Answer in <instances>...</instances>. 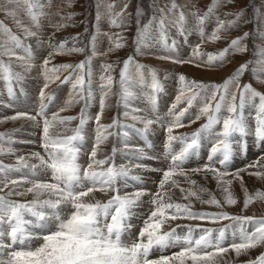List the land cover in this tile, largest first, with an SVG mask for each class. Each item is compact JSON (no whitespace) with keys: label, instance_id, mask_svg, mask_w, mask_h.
I'll list each match as a JSON object with an SVG mask.
<instances>
[{"label":"snow or ice","instance_id":"6c2138e0","mask_svg":"<svg viewBox=\"0 0 264 264\" xmlns=\"http://www.w3.org/2000/svg\"><path fill=\"white\" fill-rule=\"evenodd\" d=\"M19 3L20 0H8V3ZM26 6L27 15L29 16L35 28L40 29V17L45 15L40 0H23ZM51 0H49V5ZM222 3L231 4L233 0H212L206 7L203 15H200L199 9L194 5L192 15L196 18L195 31L199 33L202 40L205 38V23L215 15L216 26L207 37L209 41L215 42L222 39L221 32L231 28H236L241 22L248 23L243 20V10L237 12H225V16H232L233 19L221 20L216 15L217 9ZM70 6V5H69ZM112 5H109L111 12ZM153 16L143 28L138 29L135 43L136 51L143 55H148L143 51L144 47H148L149 41L155 39L152 36L153 23L156 24V31L159 38L164 41L167 48V24L170 23L181 35H185V25L187 17L183 11V6L177 5L175 0H170L168 5L157 9L153 4ZM127 9V4L124 5ZM179 9L178 18L169 20V16ZM5 15L15 18L14 9L5 8ZM137 16L142 12L137 8ZM159 12L157 18L156 12ZM59 15V13H57ZM73 14H68L66 19H71ZM99 19V13L97 15ZM17 26L22 27L25 36L37 37V32L32 31L27 26L22 25L21 21H16ZM127 19L124 16V10L115 13L110 19V24L116 27L126 25ZM137 23L139 21L137 20ZM68 26L66 23H57L53 27L59 31L62 27ZM0 32H3L8 40L4 44H0L3 48V55L9 57L15 55L13 48H20L26 54L29 60L34 58V53L30 46L24 45L19 36L12 33L3 21H0ZM264 36V33H260ZM249 36L245 32L243 36L232 39L228 47L220 50L216 54L208 53L207 59L197 62L193 59L183 60L174 56H159V59L170 60L175 64H194L196 67L212 68L223 67L227 62L226 57L229 53L244 52L247 50L246 45L242 43ZM73 41L79 40V35L71 38ZM186 39V36H185ZM96 37H92V55L88 56L84 61L77 64H61L53 66L49 69L48 65L51 58L56 55H71L73 53H83L82 47L73 44L68 46V41H62L59 44L51 43L49 47L52 51L48 57L44 59L42 68L45 76V88L49 83L60 80L59 73L68 71L69 74L63 78L61 83H71L73 95L78 99H70L68 106L79 102V99H90L91 91V62L96 52ZM11 43L12 47H5V44ZM37 44L40 40L37 37ZM124 45L116 42L115 48L119 49ZM175 41H173V47ZM199 46L194 49V55H203L199 51ZM114 49L110 47L109 52ZM105 55L107 53H104ZM261 63H264V48L260 49ZM24 59V57H18ZM132 58L124 61V67L120 72L121 99L127 101L133 96L129 88L132 86L131 80L127 75L129 65ZM247 61L241 64L231 76H229L223 84H205L202 81H189L184 74H179V81L185 85L181 89L180 94L176 97V103L169 110V115L173 119L167 123L166 132L167 140L165 143L164 158L169 160L166 170L149 169L143 164L134 165H117L114 158L117 148L113 146L111 155L105 156L103 159L97 158L98 152L101 150L100 145L113 135L108 129L112 127H132L136 132L147 134L150 126L160 124L165 126L164 121L157 117L156 119L147 118L145 116L133 115V120L143 123V128H135L134 125H119L118 120L114 119L112 124H101L105 104V97L108 95L113 85V77L111 75L101 76V91L103 96L100 100V112L95 116L96 135L94 143L88 154L86 166L81 163L82 151L85 149L84 128L88 122L85 110H81L78 117H57L53 115L49 121L46 117L43 122V135L40 152L32 153L30 157L20 156L17 158V165H5L0 161V193L7 190L6 195H0V264H216V257L229 252L232 249L237 256L247 253L251 249L264 246V216H230L227 212L209 213L202 211H193L190 198H195L201 203L213 204L217 207H223V204L207 188L197 185V181L191 179V173L208 174L217 181V186L222 187V191L227 195L224 203L235 205L237 200L230 191V185L233 180H240L243 187L242 172H248V168L260 167L264 168V163L257 161L245 168L237 169L234 173H229L227 168L232 162L234 149L233 143L237 142V135L241 138L249 134V120L245 116V109H248V116L254 115V135L258 142H264V93L255 89L251 83L240 84V77L249 70ZM32 65L29 64L28 68ZM87 72L85 73V68ZM106 70H111L112 65H103ZM138 69H143L144 65L137 64ZM0 71L5 74L4 78L11 81L12 73L10 65L0 59ZM254 78L264 83L257 69H251ZM261 71H264L262 69ZM151 88L154 92L163 91V85L157 78L155 69H151ZM51 73V74H50ZM19 73L15 76L19 79ZM87 75V81L85 76ZM106 80V83L104 81ZM139 82H144L143 73H139ZM229 97V88L233 86ZM11 92V88H9ZM238 94V95H237ZM43 99L45 93L41 91ZM258 98V103H257ZM202 101L199 110L194 118L189 120V125L196 123L202 117L206 118L196 131L192 133H184L182 135H174V129L184 127L183 118L189 109L195 106L197 100ZM185 101L187 107L181 109L178 113L174 110L177 104ZM238 100V103H237ZM214 102V103H213ZM154 103V101H153ZM87 104H85V108ZM223 109V111H222ZM139 109H133L138 112ZM129 113L125 112L127 116ZM38 116H44V106L41 105ZM18 116H24L27 119L36 120V116H29L27 113H19ZM17 117H12L16 119ZM79 120L78 125L71 129L72 135H62L60 133L50 132V127L56 123L66 125L73 120ZM220 125L217 130L216 126ZM68 129H65L67 131ZM0 134V143H3V136ZM124 136H128V132H124ZM205 141L211 143L208 151L207 161L201 167L185 170L183 165L190 159H199L201 148ZM173 142H179L180 148L177 151ZM11 144V141H8ZM127 147V145H125ZM150 147V145H149ZM13 153V149L9 147L7 150L0 148V154ZM136 159H159V157H148L142 148L133 150ZM125 156L128 153H124ZM36 162L30 163L29 160ZM264 161V157H261ZM219 164L221 168L215 167ZM106 166V167H105ZM133 168H142L146 171H163V178L159 181L158 190L155 193L149 192L143 187L135 188V185H143L144 180L139 174H132ZM27 171H24V170ZM223 169V170H222ZM13 173L19 174V179H12ZM259 179H264V171H255L248 173ZM175 176L185 178V182L189 184V188L185 189L180 186V181ZM231 176L232 179L225 180V177ZM130 181L134 183H130ZM30 185L24 187V185ZM165 185L168 187L166 188ZM129 187H134L132 192L125 191ZM195 187L196 190H193ZM179 188L182 193V200H189V203H181L173 200L172 189ZM245 191V199L243 208L246 210L253 197ZM209 192L210 198L201 199V194ZM96 193L104 196L111 195L106 200L96 198ZM31 194L30 201H17L9 199L11 196H27ZM150 197L145 201L144 197ZM255 199L264 200V191L257 190ZM149 203L152 207L142 221L143 226L139 228L138 233H133V219H139L140 214L137 212L144 203ZM178 219L189 220H211L216 223L221 220L244 221L252 225L253 230L248 232L241 224L239 233L232 231L231 239L227 235V229L232 225H225L220 228H206L196 226L187 227L185 234H178L175 228L164 230L165 225L171 221ZM177 227H180L177 225ZM197 228L199 229L197 233ZM227 245V246H226ZM179 248V251L173 252L171 255H160L158 258H150L153 249L164 252L169 248ZM248 264H264V252H261L255 260L248 261Z\"/></svg>","mask_w":264,"mask_h":264},{"label":"rangeland","instance_id":"374dc122","mask_svg":"<svg viewBox=\"0 0 264 264\" xmlns=\"http://www.w3.org/2000/svg\"><path fill=\"white\" fill-rule=\"evenodd\" d=\"M47 1L49 0L46 1L40 0L41 4L45 5V7L43 8V12L45 13V15L40 17L41 27L40 29H37L33 26L32 21L27 15L26 6L24 5L23 0H20L19 3H15V2L8 3V0H0V13H1L0 21H3V23L8 28L11 29L13 34L19 36L22 42L24 43V45L30 46L34 53V58L29 60L27 58V54L20 48H13L15 55L11 57H9L8 55H3L2 53L4 49L0 48V59H2L5 62V64L10 65V71L13 77L11 81H8L4 78L5 74L3 73V71H0V112H1L0 134H5L3 136V143H0V148L7 150L9 147H11L13 149V153H7V151H5L4 154H0V161H2L5 165H11V166L17 165L18 162L17 155L19 154L20 156L22 155L25 158L29 157L28 154H32L35 152H40L41 154H43V149L41 148V142L43 135V122L45 117L48 118L49 121L52 120L53 115H56L57 117L73 116L79 118L81 114V110L84 109L85 115L88 118V122L85 125L84 132L86 131L89 134V136L92 138L91 140L89 136L87 137L85 135V149L82 151L81 163L86 166L88 160V154L90 153L96 135L95 116L100 112V100L103 96V93L101 91V83H102L101 76H107V75H111L113 77V85L108 95L105 97L106 107L104 108L103 115L100 121L101 124L104 125L112 124L113 120L116 119L118 120L119 125H130V126L134 125L135 128H143L144 127L143 123L137 120H133L132 118L133 115H137V116H145L147 118H152V119H156L157 117H160L164 121L165 126H161L160 124H156V125L153 124L150 126V130L146 135L136 132L135 129L132 127L124 128L117 126V127L109 128L108 131L113 133V135L109 136L108 140L100 145L101 150L98 152L97 158L103 159L105 156L111 155V150L113 146H115L117 148V153L114 158V161L117 165H128L129 163V166H131L136 163L138 164V162L139 164H141L142 162L136 159L135 155L132 154L133 152L130 151L138 147L133 146L132 144L125 147L126 144L124 145L122 143L124 141V138L121 139V143H120L118 141V137H122L124 135V132L128 131V137L129 136L130 138L133 137L136 141H138L139 145L142 148L148 150L151 148V146L149 147V145H151L150 139H152L154 136L152 135L150 136V134L153 133L154 128L159 133V137L157 138L159 144L156 146V149H159L157 152L160 153L164 158V151H165L164 146L167 140L166 125L168 122H170L173 119V117L169 115V110L172 108V105L176 103V97L180 94L181 89L184 88L185 85L182 84L178 79V75L181 74V72L178 71L179 65L172 63L170 60H168L169 61V65H168L169 67L167 68L168 70L163 76H160L158 75V68H155V66L150 68L145 67L147 65H145V62L143 60L147 57L156 58L159 57L160 55L175 57L173 53H179L180 51L181 53V55H179L180 59L183 60H188L190 58L193 59L191 53H194L193 50L197 49V46H199L198 51L201 54L209 53L208 51H206L204 47H208L209 50L214 49L218 47V43L221 46L220 48L222 50L228 47V44L232 39H235L236 37L239 36H243L245 32H248L249 36L242 41V43L246 45L247 50L244 52H237V53L230 52L229 55L226 57L227 59L230 58V56L239 58V61H237L235 66L233 68L228 69L229 72L225 73L227 71V67H228L227 63H229V61H227L223 67H212V68L196 67L194 64H190V63H186V64L188 68H192V71L199 70L200 73L205 75L208 73L209 76L213 74L212 77L215 78L220 74L225 73L218 82V84H223V82L229 76H231L233 72L241 64L247 61H252V63L249 64V70H247L240 77L239 82L240 84L251 83L255 89H257L261 93H264V87H263L264 83H261L257 78H254L253 73L251 71L252 68H256L257 75H259L262 79H264V71H261L262 69H264V63L260 62L261 57L259 54L260 49L264 48V36L260 35V33H264V0H233V3L231 4H227V3L221 4V6L217 9V13H216V15L220 16L221 20H230L234 18L232 16H225L224 15L225 12L231 13V12H237L243 10L244 15L242 19L248 21V23L241 22L240 25L236 28H231L225 32L222 31L221 40L224 41L223 44L219 40L212 42L207 39V37L210 36L211 32L216 26L215 15L212 16L204 25L205 38L203 40L199 35V33L194 30L196 27V18L191 14L193 6L195 5L199 9L200 15H203L204 11L206 10V7L212 2V0H178L180 3L177 0H175L177 5L183 6V11L185 10L184 13L187 14L185 35H181L175 27H173L170 23L166 21L168 28V32H167L168 47L166 48L164 46V41L159 38V34L156 31V24L153 23L152 36L156 38L148 42L150 46L143 48L144 52L150 53L147 56L140 54L136 51L137 45L135 43V40H136L137 31L138 29L143 28V26L147 24L149 20L152 18L153 4H155V7L159 9L164 7L165 5H168L170 3V0H137L136 10L137 8H139L142 12V14L139 17L137 16L136 10L133 13L132 17H130L129 4L131 5L133 0H57V1L51 0L50 5L49 2ZM125 4H127V8H128L126 10L124 9ZM109 5L113 6L111 12L109 11ZM5 8L14 9L16 12L15 18H13L12 16H7L6 19L7 20L9 19V21H6L5 19L6 15L3 16L5 14V10H4ZM201 8H203L204 10ZM121 10H124V16L127 19L126 25H122L120 27L111 25L110 19H112L115 16V13L121 12ZM57 13H59V15ZM98 13H99V19H97ZM68 14H73L71 16V19H66ZM79 14H81L82 16ZM76 15L77 16L79 15V17L75 18ZM159 15L160 14L157 11L156 12L157 18L159 17ZM178 15H179V9L175 13L169 16V20H174L178 18ZM17 20L21 21L22 25L27 26L34 32H37V37L40 40L39 45L37 44V37L25 36L22 27L17 26L16 23ZM137 20L139 21V23H137ZM131 22L134 23L135 25L134 27H132L133 25ZM57 23H62V24L66 23L68 26L62 27L59 31H57L53 27V25ZM169 31H171V33L173 34L170 35ZM129 32L131 34H129ZM77 35L80 36L79 40L74 42L71 38ZM93 36L96 37L95 44H96L97 55L93 56L91 62L92 97L86 100L79 99V102L74 103L71 106H68V101L70 99H78V97L73 95L71 83H61L63 78L67 76L71 70L61 71L59 73L60 80H56L53 83H49L47 88H45L44 86L45 76L43 74L42 64L44 59L48 57L49 52L52 51V49L49 47V41L51 40V43L53 44H59L62 41H68V46L70 47L71 45L75 44L77 47H82L85 49L83 53H73L71 55H65V56H70V58H73L72 60H69V62L61 61V60L57 62L54 61L58 59L57 56L59 55H56V57L55 56L52 57L51 62L48 65L49 69H51L53 66H59L61 64H66V63L77 64L81 61H84L88 56H91ZM115 36L119 38L118 41L116 42L119 43L120 42L122 43L123 41L124 43L128 42L127 47L123 46V48L116 49L114 44ZM179 37H181V39ZM226 38L228 40H226ZM56 39L59 40L61 39V40L56 41ZM191 39H193V41H190ZM7 40L8 37L3 32H0V41H1L0 44H4L5 41ZM173 41H175L174 47H173ZM177 43L179 46L178 51H177ZM250 44H253L254 47L250 46ZM180 46L182 49L180 48ZM5 47L11 48L12 45L9 42L5 44ZM110 47L114 49L111 52L108 51ZM104 53L107 54L105 55ZM216 53H218V51ZM115 55H117V57ZM73 56L75 57V59ZM105 56L106 57L108 56L109 58L113 57L114 61H117L115 63L114 68H112L111 70H106L103 67V65L108 64L107 63L108 60H105ZM18 57H24V59H18ZM129 57L132 58L133 62L129 65V68L127 70V75L132 83V86L129 88V90L130 92L133 93V96L128 99L126 106L125 101L121 99V91H120L121 85L119 81H120V72L124 67V61L128 60ZM234 57L233 59H236ZM140 58L142 59L141 61ZM193 60L197 62L201 61V59H196V58ZM29 64L32 65L31 68H28ZM137 64L144 65V68L138 69ZM151 69H155L157 73V78L163 85V91L161 92H154V90L151 88V72H150ZM84 71L85 73L87 72V67L85 68ZM141 72L143 73L144 76L143 83L139 82V73ZM16 73L20 74L19 79L16 78L15 76ZM22 76L23 78H21ZM209 76H205V77L201 76L199 80H201L202 82L204 81L205 84H207V82L208 84L212 83L211 81H209L210 79ZM85 79L87 81V75L85 76ZM26 81L28 82V84L26 85L28 87L26 86L22 87L21 84ZM36 83L38 84V86L33 88L32 86H34ZM104 83H106V80L104 81ZM9 88H11V92H9ZM234 90H235L234 85L230 86L229 97L232 91ZM41 91L45 93L43 99L41 98L40 95ZM66 97H68L67 103H62L61 102L62 98H66ZM59 98L61 99V101ZM27 100L30 102L33 101L32 103L34 104L33 106L28 108L30 109L28 112L26 111L24 112L27 113L29 116H36L35 121L27 119L24 116H18L19 113H24L23 111H21L22 104H24L23 102H26ZM153 101L155 103H153ZM142 103H144L148 108L151 103L156 104L158 108L162 109L161 111L162 113L161 114L153 113V115L151 116L149 114L144 113L143 115L142 113H140V111L142 110L137 106ZM257 103H258V98H257ZM85 104H87L86 108H85ZM201 104L202 101H200L199 99L197 100V102H195V106L190 108L189 112L186 113L185 117L183 118V123L185 122L184 123L185 126L175 128L173 133L174 135L179 136L184 133H192L196 131L203 123L206 122V118L202 117L196 123L189 125V120L191 118H194ZM41 105L44 106V116L37 115V113L40 112ZM185 107H187L186 102L182 100L179 104H177L176 109L174 111L178 113L181 109ZM16 108L18 109V111ZM133 109H139L140 111L133 112ZM125 112H128L129 114L126 116ZM252 115L253 116L248 117V109L246 108L245 116L248 117L249 125H250L249 134L243 138L237 135L236 138L237 142L233 143V149H234L233 159L234 160L236 159L238 164H241L242 166L240 165L238 166L237 164L235 165L232 159V162L229 164L227 168V171L229 173H234L236 172L237 169L245 168L246 166L250 165L252 162H256L258 158H254L253 160H251L252 158H249L248 156L250 155L252 156L255 154V152L257 151L261 152V150L264 149V142H258L254 135V126H255L254 111ZM12 117H17V118L12 119ZM78 123H79L78 119L73 120L66 125L56 123L53 127H50V132L60 133L65 136L72 135L73 133L71 129H74L78 125ZM220 127H221L220 125H217L216 129L219 130ZM65 129L68 130L65 131ZM86 132L84 134H86ZM86 138L88 140H86ZM8 141H11V144H9ZM91 141H93L92 144ZM178 145L180 146L178 142L177 143L173 142V146L177 151L180 148ZM210 147H211V143L205 141L204 146L201 148L199 159L197 160L195 158L196 161L193 162V166H192L193 168L199 167L197 165H200L201 163L207 161V155ZM250 150H252L251 151L252 153L250 152V154L247 155V153ZM124 153H128V155L125 156ZM260 155L261 157H264V151L258 156ZM127 160L129 161L126 162ZM165 160L166 159L164 158V162ZM29 161L30 163L32 162V160ZM167 161L169 160H166L165 167L163 170H166L165 168L168 167L169 162ZM215 166L217 168H221L219 164ZM258 170H262V169H258ZM24 171L27 170L25 169ZM132 172H133L132 174H139L144 180L143 185H135V188L143 187L148 191L150 190V192L152 193H155L158 190L159 181L160 179L163 178V171L162 173H156V174L153 173L152 171H149L152 173V175L148 177L145 174V172L148 171L142 168H133ZM244 174L245 173L243 172L241 173V176L243 177V187L241 188H243L242 192L244 194L243 195L241 194L242 196L240 198V194L236 193V191L231 192L233 194V197L235 196L234 198L237 200V203L235 204L236 206L224 203V198L227 195L225 192L221 191V193L218 194L220 196H217L215 193L209 191L212 195H214L218 200L221 201L223 207H217L216 205L213 204H206V203L204 204L200 202L202 206L199 205L197 207H193L194 211L202 210V212H209V213L227 212L230 216H255L257 218L264 216V200L255 199V193L258 189H254L253 187H250V185H247V183L244 181L246 177ZM179 177L180 176L174 178L180 181V186L184 187L185 189L189 188L190 187L189 184L186 183L185 180ZM11 178L19 179V174L13 173ZM229 178L232 179L231 176L225 177L224 179L226 180ZM234 181H236L237 185L241 186L240 180H233L232 182ZM130 183H134V182L130 181ZM25 186L28 187L27 184ZM165 187L167 188L168 186L165 185ZM135 188L129 187L125 191L132 192L135 190ZM217 188H218L217 190L220 191L222 187L217 186ZM245 188L247 189V194L254 198L252 203L249 204L247 208L248 210L247 209L245 210L243 208V202H244L243 200L245 199V191H244ZM171 191L173 193V200L176 201V197L178 198L177 192H179V188L172 189ZM209 192L207 193L205 199L203 200H207L210 198ZM6 193L7 190H5V192L3 193H0V195H6ZM99 194L100 195L96 193V198L101 200H106L111 195V193H109V196H104L101 193ZM181 197H182V193H181ZM8 198L17 201H30L33 197L31 194H29L27 196H11ZM143 199L145 201H148L150 197L146 196ZM150 207L152 206L146 202L139 209H137V212L140 214V218L133 219V224L135 226L132 229V231L134 234L138 233L139 228L143 226L142 221L144 218H146L145 214L148 213ZM205 209L207 210L205 211ZM241 224L248 232H251L253 230L252 225L248 224L247 222L244 221L237 222L227 219L218 221L216 223H213L211 222V220L208 219L205 220L178 219L175 221H171L168 225H165L164 230H171L172 228H175L178 234L183 235L186 233L188 226H192L193 228H196V226L206 227V228H220V227H224L225 225H232L233 226L232 228L227 229V235L230 240L232 231H236L238 234L239 227ZM177 225H179L180 227H177ZM198 231L199 229L197 228V233ZM154 250L155 249H153V251L150 253V258L153 259L158 258L160 256V255L156 256V253L160 251L156 250V252H154ZM176 251H179L178 247L169 248L166 249L164 253L163 252L160 253H162L163 255H171L173 252ZM261 252H264V246H259L255 249H251L247 253H242L239 256H237L232 249H229L228 253L221 254L216 257V264H248V261L255 260L256 257L261 254ZM187 264H191V261H188Z\"/></svg>","mask_w":264,"mask_h":264},{"label":"bare ground","instance_id":"6f19581e","mask_svg":"<svg viewBox=\"0 0 264 264\" xmlns=\"http://www.w3.org/2000/svg\"><path fill=\"white\" fill-rule=\"evenodd\" d=\"M42 1V0H41ZM46 1V0H45ZM57 1V0H56ZM136 1L137 0H133L132 1V3H131V5L129 4V10H130V17H132V15H133V13L135 12V10H136ZM178 1V0H177ZM47 2H49V1H47ZM79 2H82V1H79ZM179 2V1H178ZM117 3V2H116ZM130 3V2H129ZM180 3V2H179ZM79 4V3H78ZM109 4V3H108ZM112 4V3H111ZM114 4V3H113ZM181 4H183V3H181ZM81 5V4H80ZM79 5V6H80ZM204 5V4H203ZM234 6V5H233ZM203 7V6H202ZM79 8V7H78ZM115 8V7H114ZM117 8V7H116ZM236 8V7H235ZM73 9V8H72ZM72 9H70V10H72ZM120 9V8H119ZM118 9V10H119ZM128 9V8H127ZM201 9H203V8H201ZM117 10V9H116ZM204 10V9H203ZM227 10H229V9H227ZM81 11V10H80ZM231 11V10H230ZM237 11V10H236ZM126 12V11H125ZM184 12H185V10H184ZM63 13V12H62ZM73 13V12H72ZM78 13V12H77ZM1 14V13H0ZM79 15H81V14H79ZM79 15L77 16H75V18H77V17H79ZM185 15L187 16V14L185 13ZM3 16H5V14L3 15ZM82 16V15H81ZM74 17V16H73ZM7 18V16L5 17V19ZM6 21H9V19L7 20L6 19ZM79 21H81V20H79ZM78 22V21H77ZM7 23H9V22H7ZM75 23V22H74ZM132 23V27H134L135 25H134V23L133 22H131ZM70 24V23H69ZM129 24V23H128ZM76 25V24H75ZM133 29V28H132ZM171 30H173V29H171ZM210 30V29H209ZM67 31V30H66ZM117 31V30H116ZM194 31V30H193ZM73 32H75V31H73ZM132 32V31H131ZM225 32V31H224ZM169 33H170V35L171 34H173V33H171V31H169ZM129 34H131L130 32H129ZM223 35V34H222ZM121 36V35H120ZM174 36H175V34H174ZM80 37V36H79ZM118 37H119V35H118ZM180 39H181V37H179ZM228 38V37H227ZM226 38V40H228ZM118 39L119 38H117L116 36L114 37V44L116 43V41H118ZM60 41L59 39H56V41ZM255 40V39H254ZM82 41V40H81ZM190 41H193V39H191ZM220 42H222V44H223V42L224 41H222L221 39L219 40ZM1 42V41H0ZM75 42V41H74ZM178 42V41H177ZM226 42V41H225ZM121 43V42H120ZM153 43V42H152ZM184 43V42H183ZM121 44H123L124 45V47L126 46L127 47V44H128V42L127 43H124V41L121 43ZM186 45V44H185ZM72 46V45H71ZM76 46V45H75ZM207 46V45H206ZM209 46V45H208ZM250 46H252V47H254L253 46V44H250ZM70 47V46H69ZM219 47V48H218ZM218 47L217 48H214V49H210L209 50V48L208 47H204L205 49H206V51H208L209 53H212V54H216V52L218 51L219 52V49L221 50V46L219 45V43H218ZM121 48H123V47H121ZM180 48H181V46H180ZM182 49V48H181ZM187 49H188V47H187ZM159 50V49H158ZM179 50V46H178V43H177V51ZM150 51V50H149ZM153 51V50H152ZM151 52V51H150ZM174 55H175V57H178L179 58V55H181V53H180V51H179V53H173ZM206 54H208V53H203V55H201V56H199V57H197V56H195L194 55V53H191V56H193V59H201V61L202 60H206L207 59V55ZM116 57H117V55H115ZM147 56V55H146ZM160 56H162V55H160ZM56 57V56H55ZM58 57V59H56V60H54V61H68L69 62V60H72L73 58H70V56H65V55H59V56H57ZM74 57V56H73ZM80 57V56H79ZM119 57V56H118ZM234 57V56H233ZM233 57H231L230 56V58H226V61H229V63H227V65H228V67H227V71L225 72V73H227V72H229V70L228 69H230V68H233L234 66H235V64L237 63V61H239V58L237 57H234V58H236V59H233ZM78 58V57H77ZM74 59H75V57H74ZM102 60V59H101ZM105 60H108V64H111L113 67L112 68H114V66H115V63L117 62V61H114V58L112 57V58H109L108 56L106 57L105 56ZM142 59L140 58V61H141ZM257 60V59H256ZM144 62H145V65H147V66H145V67H147V68H150V67H153V66H155V68H158V75H160V76H163L166 72H167V68L169 67L168 65H169V61L168 60H166V59H159V58H154V57H147V58H145L144 60H143ZM142 61V62H143ZM102 62V61H101ZM106 62V61H105ZM62 63H64V62H62ZM103 63V62H102ZM68 64V63H67ZM177 65H179V69H178V71H180L181 72V74H184L186 77H187V79L189 80V81H191V80H197V78H198V80L197 81H201V80H199V78L202 76V77H205V76H209L208 75V73L205 75V74H202V73H200L199 72V70H196V71H192V68H188L187 67V64H177ZM236 68V67H235ZM16 71V70H15ZM225 73H223V74H218L219 76H217L216 78L215 77H212V75L211 76H209V81H211L213 84H218V82H219V80L221 79V77L225 74ZM23 74V73H22ZM230 74V73H229ZM251 74V73H250ZM205 75V76H204ZM159 76V77H160ZM216 76V75H215ZM212 77V78H211ZM21 78H23V76L21 77ZM21 80V79H20ZM25 80V79H24ZM34 81V80H33ZM207 81V80H206ZM19 82V81H18ZM27 82V81H26ZM26 82H23L22 84H21V86L22 87H24V86H26L27 84H28V82L26 83ZM32 82V81H31ZM204 82V81H203ZM37 84V83H36ZM34 85V86H32L33 88L34 87H36V86H38V84L37 85ZM207 84H208V82H207ZM262 86V85H261ZM20 87V86H19ZM26 87H28V86H26ZM263 87H264V85H263ZM262 87V88H263ZM260 88V87H259ZM23 89V88H22ZM25 90V89H24ZM20 91H21V89H20ZM37 91V90H36ZM263 92V91H262ZM63 97V96H62ZM2 99V98H1ZM4 99V98H3ZM60 99V98H59ZM136 100V99H135ZM139 100V99H138ZM141 100V99H140ZM60 101H61V99H60ZM67 101H68V97H66V98H62V103H67ZM2 102V101H1ZM33 102V101H32ZM32 102H30V101H26V102H23L24 104H22V110L21 111H26V112H28L30 109H28L29 107H31V106H33V104L34 103H32ZM69 102V101H68ZM90 102V101H89ZM92 103V102H91ZM90 103V104H91ZM155 103V102H154ZM92 105V104H91ZM138 106V108H140L142 111H140V113H142L143 115H144V113H146V114H149L150 116L151 115H153V113L155 114H161L162 112V109L161 108H158L157 106H156V104H153V103H151L150 104V106H149V108L144 104V103H142V104H140V105H137ZM35 107V106H34ZM160 107H162V106H160ZM10 109V108H9ZM8 109V110H9ZM17 109V108H16ZM28 109V110H27ZM50 110V109H49ZM17 111H18V109H17ZM20 111V112H21ZM1 113V112H0ZM25 113V112H24ZM32 113V112H31ZM195 114V113H194ZM253 116V115H252ZM249 117V116H248ZM253 118V117H252ZM48 119V118H47ZM185 123V122H184ZM156 125V124H155ZM183 129V128H182ZM92 130V129H91ZM86 132V131H85ZM84 132V133H85ZM89 132V131H88ZM128 132V131H127ZM152 132V131H151ZM163 132V131H162ZM84 135H86L87 137L89 136V134L86 132V134H84ZM139 135V134H138ZM149 135V134H148ZM154 136L152 139H150V143H151V148L150 149H148V150H146V149H144V148H142L140 145H139V143H138V141H136L133 137L132 138H130V136L128 137H125L124 135L122 136V137H118V141L121 143V139H123L124 138V141L122 142L124 145L126 144L127 146H129V145H133V146H137L138 148H142L143 150H144V153L146 154V156H148V157H159V159H138V160H140L141 162V164H143V165H146L149 169H161V170H163L164 169V167H165V162H166V160H165V162H164V158H163V156L160 154V153H158L157 151L159 150V149H156V146L159 144V142L157 141L158 139V137H159V133H158V131L157 130H155V128H154V131H153V133L152 134H150V136ZM182 135V134H181ZM90 137V136H89ZM94 137V136H93ZM91 138V137H90ZM89 138V139H90ZM86 140H88L87 138H86ZM91 140H92V138H91ZM89 142H90V140H89ZM92 142L93 141H91V144H92ZM177 143V142H176ZM179 143V142H178ZM89 146V145H88ZM179 146V145H178ZM126 147V146H125ZM180 147V146H179ZM21 150H23V149H21ZM31 150V149H30ZM29 150V151H30ZM162 150V149H161ZM128 151H129V149H128ZM130 151H132L133 152V150H130ZM252 150H250L248 153H247V155L248 154H250V152H251ZM264 151V149H262L261 150V152L260 151H257V152H255V154L254 155H250V156H248L249 158H252L251 160H253L254 158H258V160L261 162V163H264V161H261V155L260 156H258L259 154H261L262 152ZM157 153V154H156ZM252 153V152H251ZM23 154V153H22ZM27 154H28V152H27ZM131 155V154H130ZM18 157L20 156V154L19 155H17ZM22 156V155H21ZM28 156L30 157L31 156V154H28ZM246 156V155H245ZM248 157H247V159H248ZM28 158V157H27ZM129 158V157H128ZM245 159V158H244ZM145 160V161H144ZM198 160V159H197ZM246 160V159H245ZM257 160V161H258ZM129 160H127L126 162H128ZM194 161H196V159L195 158H193V159H190L186 164H184L183 165V167H184V169L187 171V170H190V169H192L193 167V162ZM233 163L236 165H240V166H242L241 164H238V162H237V160L235 159H233ZM236 161V162H235ZM249 161V160H248ZM256 161V162H257ZM30 162V161H29ZM34 162H36L34 159L32 160V162L31 163H34ZM135 162V161H134ZM167 162H169V161H167ZM239 162H240V160H239ZM256 162H252V163H256ZM206 163H208V161H205L204 163H201L200 165H197V166H199V167H201V166H203L204 164H206ZM251 163V164H252ZM137 164V163H136ZM138 164H139V162H138ZM128 165H129V163H128ZM217 165V164H216ZM216 167V166H215ZM232 167V166H231ZM165 169H167V168H165ZM258 169H262V170H258ZM230 170V169H229ZM141 171V170H140ZM255 171H264V168H260V167H252V168H250V169H248V172H243V173H245L244 175L246 176L245 177V182L247 183V185H250V187H253L254 189H258L259 191H264V179H259V178H257L256 176H253V175H249L248 173H250V172H255ZM134 172V171H133ZM132 172V173H133ZM153 173H162V171H152ZM145 174L147 175V177L148 176H150V175H152V173L151 172H145ZM189 176L191 177V179H193V180H195V181H197V185L198 186H202V187H204V188H207L210 192H213V193H215L217 196H220V195H218L219 193H221V191H222V188L220 189V191H218L217 189V182L216 181H214L213 180V178L211 177V174H208V178L207 179H205V174L203 173V172H201V173H191L190 171H189ZM141 175H142V173H141ZM144 175V174H143ZM152 177V176H151ZM175 177H177V176H175ZM155 178V177H154ZM179 178H181V179H183V180H185V178L184 177H179ZM230 179V178H229ZM151 180V179H150ZM161 180V179H160ZM226 180H228V179H226ZM157 181V180H156ZM152 183V182H151ZM155 185V184H154ZM158 185V184H157ZM25 186V185H24ZM29 186V185H28ZM159 186V185H158ZM26 187V186H25ZM156 187V186H155ZM223 187V186H222ZM242 187V185L241 186H239V185H237L236 184V181H234V182H232V184L230 185V191L231 192H233V191H236V193H238V194H240V198H241V196L244 194L243 192H242V189L243 188H241ZM131 188V187H130ZM249 188V187H248ZM133 189V188H132ZM156 189V188H155ZM193 190H196L195 189V187H194V189ZM149 192H150V190H149ZM251 192V191H250ZM175 193V192H174ZM178 193V198L176 197V201H179V202H181V203H185V204H187V203H189V200H181V192H180V190H179V192H177ZM207 193L208 192H205V193H202L201 194V199H205V197H206V195H207ZM242 194V195H241ZM98 195H100L99 193H98ZM236 195V194H235ZM239 196V195H238ZM235 197V196H234ZM243 198V197H242ZM244 201V200H243ZM255 201V200H254ZM191 202H192V210L194 211V208L193 207H197V206H202L201 205V203H200V201L199 200H196L195 198L194 199H192L191 198ZM239 202V201H238ZM262 202V201H261ZM205 204V203H204ZM236 206V205H235ZM196 209V208H195ZM198 209V208H197ZM201 209V208H200ZM207 209H205V211H206ZM248 210V209H247ZM254 210V209H253ZM202 211V210H201ZM263 211V210H262ZM246 212V211H245ZM253 213V212H252ZM185 222V221H184ZM167 227V226H166ZM165 251V250H164ZM154 252H156V250H154ZM171 252V251H170ZM159 253V254H158ZM158 253H156V256L157 255H163L162 253H160V252H158ZM164 253V252H163ZM154 256V255H153ZM155 256V257H156ZM152 257V256H151Z\"/></svg>","mask_w":264,"mask_h":264}]
</instances>
